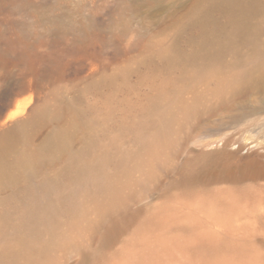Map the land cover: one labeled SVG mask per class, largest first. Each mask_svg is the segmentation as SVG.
I'll return each instance as SVG.
<instances>
[{
    "label": "rangeland",
    "instance_id": "374dc122",
    "mask_svg": "<svg viewBox=\"0 0 264 264\" xmlns=\"http://www.w3.org/2000/svg\"><path fill=\"white\" fill-rule=\"evenodd\" d=\"M256 1L246 36L193 61L205 30L232 16L213 0H0V134L32 110L41 117L14 156L69 132L68 151L36 171L0 175V264H264ZM83 151L110 187L78 179ZM48 198L56 219L37 218L33 251L13 260Z\"/></svg>",
    "mask_w": 264,
    "mask_h": 264
},
{
    "label": "bare ground",
    "instance_id": "6f19581e",
    "mask_svg": "<svg viewBox=\"0 0 264 264\" xmlns=\"http://www.w3.org/2000/svg\"><path fill=\"white\" fill-rule=\"evenodd\" d=\"M213 1H214L213 6H215L216 8L223 7L229 9V11H232L231 12L232 16L230 18V22L227 29H225L226 26L219 27L218 29L213 27L207 31L204 29L205 37L203 38L200 44L199 51L192 57L193 61L202 60V59L204 60V58L207 57H211V58L214 57L217 54V52L221 49V47L226 42L229 41L228 37L230 35V32H235L237 36H246V34L249 33V30H252L250 29L251 25L249 21L251 20L249 19L250 17H252V14H254V11L257 8L256 0H213ZM210 13L212 12H206L204 17L201 18V22H203L204 24L209 23L208 25H210L212 21L211 20L212 14ZM216 30L217 32L218 30L220 31L219 35L215 33ZM39 117H41V114H39L38 111L36 110H32L31 112H29L28 118L26 120L15 123L13 126L9 127L3 133L0 134V175H4V174L7 175L11 173L17 175L16 173L18 172L21 173L20 172L21 170L20 171L17 170L16 173H14L13 171L18 167H24V170L25 167H27V169L29 168L30 171L32 170L33 172L35 170L34 169L35 166L38 164V161L42 159V156L46 155L47 157V155L48 156L51 154L55 155L56 153L59 152L68 151L69 132L66 130H61L60 132L53 134L46 142L44 148L39 152H36L34 154H29L24 152V153H20L17 156H14L12 154L13 153L12 151L15 148V146L20 141L26 139L29 128L37 122ZM75 126L76 125H74V127ZM73 160H75V163L79 165L77 176L78 179H80V181L84 177L88 176L91 178H96L98 180H101L103 188L110 187L109 175L105 171L106 168L104 166L105 163L103 161L92 162L86 151L74 153ZM253 163L255 165L262 164L258 159L253 160ZM261 166L264 169V164ZM263 175H264V171H263ZM50 182L51 184H53L54 182H56V179H52V178L49 179L46 183L43 184V187H48ZM46 196H48V194ZM57 212H58L57 204H55L53 199L51 200L49 198L46 199L44 204L39 203L31 208L29 215L27 217V225L31 231V238L28 239V241L26 240L24 245L19 250H17V252L14 254L12 258L13 260L20 258V256L22 255L23 256L28 255V251L31 250L30 248H32V239L35 238L37 232L36 230V225L38 224L37 218L38 219L43 218L46 221L52 220L53 222L56 219Z\"/></svg>",
    "mask_w": 264,
    "mask_h": 264
}]
</instances>
